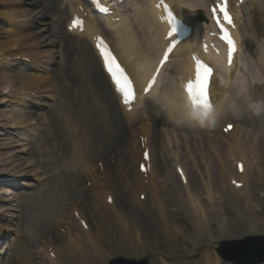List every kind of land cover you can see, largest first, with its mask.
Instances as JSON below:
<instances>
[{
  "label": "bare ground",
  "instance_id": "bare-ground-1",
  "mask_svg": "<svg viewBox=\"0 0 264 264\" xmlns=\"http://www.w3.org/2000/svg\"><path fill=\"white\" fill-rule=\"evenodd\" d=\"M3 1L4 0H0V3H3ZM8 1L10 2V7L14 6V3H20L21 0ZM74 1L75 0H68L71 8L77 6V3L75 5L73 4ZM209 1L210 0H208V3ZM262 1L263 0H246L250 5L248 8V25L243 29L240 24L239 37L241 41V50L244 47L247 49L244 58L245 71L236 74V65L234 69L226 71L224 75L220 74L216 77L218 79L221 78V84H218L215 79L213 87L216 101L214 115L218 121H216L215 127H204L206 129H211L213 132H215L224 121L235 119L241 111L244 112L246 107L250 109L258 99L257 96L260 95L258 93V90L261 89L260 82L264 83V5ZM129 2L132 4V9L129 13L127 11L124 13L119 12L118 16L121 17V21L119 23L107 21V26L115 35V39L118 42L117 48L122 59L134 74L138 85L142 87L143 75L149 72L156 62V58L152 52L156 47H158V49L162 47L160 39L163 32L158 21L161 18V14L154 10L155 0H129ZM171 2L175 5L181 17L197 25L196 32L201 31L202 25L198 21L199 17L197 16L196 9H201L205 18L208 17V12L205 11L206 6L204 0H171ZM143 5H145V7ZM0 15L7 21H18L15 25L12 23L6 24L5 28L3 27L4 35H2L0 39V105L2 106L0 109V121L2 119L5 121L2 125V129H0V176L6 175L4 173L8 172L10 169L8 172L9 175L21 177L19 174L21 171L23 172L25 169L29 170L32 168V166L23 163V155L26 154L23 145V141L26 140L24 136H26V133H31L38 129L37 126L34 129L28 130L25 134L22 133L23 137H18L17 132H11V128L16 126L19 129V127L26 124L27 118L31 117L30 112L25 109L27 107L26 100L21 94L25 91V88H27L28 92H33L36 89L44 90L50 88H55L59 93L63 92L58 86L42 87L43 83L47 82L49 77L46 69L40 67L37 68L34 75H27L20 78L19 83H22L21 86H18L19 83L17 85L14 84L15 76L21 74V72L13 74V70L9 69V67H11V63L14 61L10 62L7 61V59L14 60V58L17 57L31 56L39 58L42 53L38 49L34 51L31 49L33 47H38V45L35 44L37 42L35 39L30 43L25 42L31 34L35 33L30 31L33 28L32 26L20 24L19 20L28 18L22 13V10L8 8L3 11V13L0 12ZM256 21H259L261 24L260 28L256 27ZM86 32L101 33L102 28L99 22L93 18L90 20ZM139 34L148 35L149 49L143 52V56L139 54L135 60H131V56L136 51L135 43ZM84 36L87 37L88 41L79 49V53H81L83 57L80 78L82 80H87L85 83L84 106L88 112V122L91 124V129H86V119L84 115L72 114L70 116L69 123L78 129H73L72 127L67 129L72 139V152H74V168L70 167L69 169H77V172L81 173L83 176L87 175V177L92 180V183L96 185L93 201L97 204L94 203L95 209L92 217H90V215L88 217L85 214V209L83 207V212L80 211L78 220H75L72 216L69 217V220L61 219L63 216L58 217L57 213L61 207L59 206L55 211L56 220L53 222L63 225L62 227L65 230L62 232L63 236H59L58 238L55 237L50 245L46 244L43 246L41 242L42 244L37 245V252L33 249L25 251L24 254L19 257L20 264H34L37 263L38 260L40 261L39 264H104L107 259L108 249L117 247L118 244L127 242L131 249L134 247L132 243L136 244L139 241L142 245V242L148 239L146 228L150 229V224L143 219L145 221V226L143 227L138 220L132 217L135 216L133 215L135 210L129 205L127 199L122 196V193L126 191L131 198L136 199V211L138 214L143 213L148 219L149 216L146 212L158 215L159 229L167 236L163 245L167 250L173 249L170 237H177L182 234L187 238L188 233L183 231L178 234L179 231L176 225L170 221L180 214V210L174 209L170 202V200H174L172 196L175 194V190H171L170 187H177L178 176L174 173L173 164L169 167L170 164H168L166 160V157H169L166 147H163L161 153L162 161L158 168H156L155 159L151 155V161L147 163V172L142 173L138 165V171L135 177H131L126 171H124L121 176H116V173L112 171L109 166L106 167L104 180L101 179L96 171L93 172L91 163L94 157L91 155L90 158L94 145L92 140L95 138V141H97L99 137L105 136L107 133L110 134L117 129L116 127L112 129V127H114L112 108L115 107L117 115L119 110L122 111V109L113 92L112 85L109 83L101 66H98L99 61L97 59V53L94 52L91 47L92 34ZM75 39L81 41L79 38ZM195 45L196 40L193 37L177 48L173 54L174 61L165 68L160 84L154 89L150 96H158V100L165 107L166 112L168 110V113L175 121L174 124H172L174 131L186 128L189 125L193 127L200 126L198 122L190 118V109L181 93L182 80L185 81L186 78L190 77L191 73H193V66L189 61V57L190 53L195 50ZM25 48H27V50H25ZM180 57L182 58L179 59ZM212 59L216 61L214 58ZM34 61L36 62L35 59ZM59 64L61 65V63ZM255 67L258 69L257 74L252 73ZM254 82H256L255 86L251 85ZM14 91L16 93H14ZM50 98H53V96H50ZM70 98L63 104L64 108L68 107V109H71L72 105L70 104ZM78 99H80V97H78ZM174 99L178 100L177 106L171 104ZM144 102L145 100L141 98L139 107L144 104ZM13 104L14 106H12ZM250 113V115L253 116L257 115L249 119L253 120L252 123L254 125L256 118L263 113L262 120L258 122L257 126L260 127L262 124L264 125V111L262 113L260 111L257 114L254 110ZM126 117L128 124H135V121L140 119L143 124V130H148L146 126L149 122L150 129L152 128L154 131V124L151 122V118L147 113L142 116H137L135 112L131 115H126ZM119 118L122 119L120 116ZM45 120V118L41 119L42 122ZM182 122H187L188 124H183L181 126L180 123ZM167 123H170L168 119L165 120L164 125ZM61 129L65 134V130L63 128ZM118 131H120L119 128ZM138 133L140 132L136 131L135 136ZM7 136H9V138L5 139ZM87 137L90 139L89 145H85ZM220 139L224 141L220 145L218 137H214L213 139L218 146L216 154L214 156L212 155L215 159L210 157V153L205 154L206 151L202 147H199V149H201V154L205 155L189 156L194 167H190L188 165V159H183L179 154L171 153L170 156V159L175 162L176 171L177 168L181 167L183 169L184 167L185 170L183 169V171L187 180V183L182 182L183 184L178 186L183 191V194L182 197L175 200L180 201L181 205L186 209V215L189 217V222L192 225L191 227H193V233L200 241L197 243V246L192 247L190 245L192 237L188 236V242L185 240L184 243H190L187 244L188 249L193 248L192 250L200 249L204 246L207 248V251L201 258L202 260L197 264H221L213 254L212 244H214L215 240L239 237L244 234L254 235L262 232L257 226L251 229L249 222L243 220L244 216H241L244 214L242 212L257 216L263 215V210L260 209V206L254 207V198L261 197V192L264 194V150H262V148L264 149V137L260 139L261 142H259L257 138L254 140L249 133L241 132L235 125V129L232 133L225 135L221 132ZM60 142H64L62 136L59 137V143ZM66 144L67 140L65 145ZM68 146L71 150V146L69 144ZM226 146L233 149L232 154H230L231 150L227 151V154L232 161H235L236 168L238 163L244 164L243 173H232V161L229 166L223 168H219L216 164L215 160L217 162L220 160L227 161L228 158L225 156ZM58 147L59 145H57L56 148L57 152H59ZM175 148L176 152L179 153L177 150H180V146H175ZM191 153L194 154L193 152ZM139 156L140 152L138 149L136 153L137 160H139ZM138 162L140 163L141 161ZM57 163H63V166H66V154H59ZM220 163L223 162L220 161ZM135 164L136 163L132 164L131 167ZM207 165L211 166L208 167ZM18 169H20L19 172L15 171ZM75 172L76 171L68 174H73ZM31 176L35 179H40V171L33 172L31 170L25 172L23 175L24 178ZM179 179L181 180L180 177ZM234 180L236 184L240 183L243 185L242 189L237 190L231 185ZM115 181L122 185L123 191L122 193H118L119 201L113 198L112 203H109L108 199L110 197L112 198L111 193H114L116 189L114 185ZM223 184L226 185V188L229 190L227 193L233 195V204L236 205L237 215L241 217L237 219V221L239 220L237 229L241 231L231 235L217 228L211 217L215 215V217L221 219L223 215V221L226 226L230 223L229 219L232 218L231 212L228 210V205L226 206L224 202H217L216 200L218 196L215 194L223 195ZM0 186L3 188L0 189V212H2V216L5 218V223L0 225V244L2 245V239H4L6 235H10L11 231H15L13 223L16 213L19 212L17 207L20 205L21 198L16 195L13 190L4 189L3 183H0ZM5 186L7 188V185ZM27 186L30 187L28 184ZM219 188L222 190L218 191ZM254 188H259L255 191L256 193H254ZM143 192H146L148 195L147 200H149V203L147 205L140 199V197L144 195ZM41 194L44 196V190ZM221 199L222 197L220 200ZM39 207L43 211L47 208L51 209V213L45 214V217H49V215H53L54 213V207L45 200L42 202L39 201ZM125 208H127V210H125ZM65 215L68 217V213ZM262 225L263 223L261 222L258 224V226ZM111 228H114V230L118 232V237L114 236L112 233H108V229ZM211 231L213 232V238L211 240H200L205 233H207L206 235L208 236V232ZM16 237H22V235L18 234ZM17 240L19 239H15L14 244H12L10 248L16 245ZM129 246H127V248H129Z\"/></svg>",
  "mask_w": 264,
  "mask_h": 264
},
{
  "label": "rangeland",
  "instance_id": "rangeland-1",
  "mask_svg": "<svg viewBox=\"0 0 264 264\" xmlns=\"http://www.w3.org/2000/svg\"><path fill=\"white\" fill-rule=\"evenodd\" d=\"M21 1L22 2L14 3L15 4L14 6L9 7L10 2L8 0H4L3 3H0V12L3 13V11L7 10L8 8H16L23 10V14L25 13L28 16V18L31 21V24L29 25H33L35 27L31 31L35 33V36H37L36 33L40 34V36H37V38L35 39L37 41V44L43 46L42 50H44L45 53L52 52L54 54V56L52 57L53 63L50 66L46 67L48 68L49 77L53 79L52 85L57 84L59 87H62L61 83H65L63 81L65 79V76L63 77V72L62 73L58 72L59 68L62 69L61 67H59L57 60L58 46L56 45L52 46L51 42L57 41L58 38L66 42L68 45L72 44V42L69 39H67L63 33L53 34L49 31L50 27L53 24L50 23V18L47 15L49 13L57 15L58 16L57 24L58 25L61 24L60 3L59 2L56 3V0H21ZM263 4H264V0H263ZM248 6H247V10H248ZM3 20L5 19H3L2 15H0V39L2 38L1 36L4 35L3 26L6 25ZM245 24H247V20ZM9 69L13 70L14 72L13 74L18 72H23L21 73L22 75L17 74L15 76L14 84L16 85L19 79L22 78L25 74L29 75L30 73H32L28 70L27 73L26 72L24 73V71H22L21 65L12 66L9 67ZM64 100H65V96L63 94H61L60 96L57 95L55 99H51V100L48 99L46 103V105H48L47 106L48 109L38 110L35 108H31L30 110L31 111L30 118L33 117L35 118L36 113L38 111L39 112L45 111L46 114L43 117L47 118V122H45L46 126H42V129L39 132L31 134L30 136L29 135L26 136V138H28L29 140H34V144L32 145V150L34 153L32 154L29 152V154L26 153L25 155H23L24 158L23 163L25 165L32 166V168H30L29 170L25 169L23 172H20L19 174L23 176L25 172H29L31 170L33 172L40 171L41 180L35 181L34 180L35 178H32V176L28 177L23 182L24 188L21 187L19 189L14 190V193L20 196L21 198L20 205L17 207V210L19 212L16 213V217L14 218L13 225L15 231L14 232L11 231V234L6 236L5 240L3 239V243L0 246V249L1 247L4 248L0 250L3 253L1 254L0 264H18L17 257L19 258L21 255L24 254L25 251H29L32 249L36 250L37 245L40 242H42V240H45L46 238L45 236H50L52 238L51 240H53L55 238L54 235L55 230L53 229L52 224H54L53 221L56 220L55 211L59 208V206L61 207L57 213V216L58 217L63 216L61 219L63 218L65 219L64 215L68 212L66 208L67 206L68 207L71 206L73 201H82L81 210H83L84 207L85 209L84 212L88 217L89 215L90 217H92L93 215V211L95 209L94 201L86 202L85 196H83V194L80 192L82 186L84 185V181L82 180V174L78 173L79 175L74 176L72 174H68V172L65 171L60 173L59 171L56 170L55 166L42 165L40 160L45 159V156L38 157L39 156L38 149L45 148L46 146H49V144L57 143L56 141L53 140V138L55 137V134L53 133L56 130L57 134L60 135L59 129H61L63 125L58 120L56 110H61V105H63ZM150 106H152V104L148 103L147 107ZM1 108L2 106L0 105V109ZM262 112L263 111H261V113ZM255 116L257 115H254L252 118H254ZM114 117H115V126L117 129L110 134L100 137L99 139H97V141H95V143H93L94 145H93L92 156L94 158L91 165L95 164L97 161L98 162L111 161V165H114L113 163H119L120 160L124 162L126 161V155L130 145L129 134L124 128L123 130L118 131V128L122 127V124L116 115H114ZM262 117H263V113L258 118H256L255 125L252 123L253 121L252 119L249 120L248 118H244L239 124L241 126L240 129H242L241 132L249 133L254 140L255 138H257L259 142H261L260 139L264 134V125L262 124L260 127H258L257 125L258 122L262 120ZM48 121H50V123ZM45 128L47 135L49 137L48 139H44L42 137ZM48 130L54 132L49 133ZM20 132L23 133L22 130H20ZM39 136H41L40 139L37 142H35V140H37V137ZM122 136H124V138ZM66 138L67 136L64 135L65 140ZM178 142L182 148L183 153L185 154V144H186L185 140L182 137H180ZM189 145L192 151H194L195 149L193 143H189ZM154 149L158 151L157 153H155V155L157 158L156 159L157 167H159L161 163V159H160V151H159L160 148L158 146L157 140L155 141ZM262 150L264 149L262 148ZM211 165H207V166L209 167ZM131 172H132L130 174L131 176L136 174V170H131ZM27 184L30 187H28ZM179 185H180L179 179H177V187L174 188L170 187L169 184L171 190H175V194L172 196L174 200L173 201L170 200L171 205L174 207V209L180 210V214L174 217V219L170 221H172L182 231L187 232L188 234H187V238L184 235L181 236L178 235L177 237H173V236L170 237L171 238L170 240L172 241L173 244L172 250H167L163 246L165 243V238H167V236H165V233H163L159 229L158 215L155 213L150 214L146 212L147 215L149 216L148 219L145 214L143 213L138 214V212L136 211L137 209V204L135 201L136 199L131 198L129 194H127L126 192L122 193L123 190H121L119 186L116 187L117 200L119 201L118 193L119 192L122 193V196H124L125 199H127L129 205H131L132 208L135 210L133 214L135 215L134 216L135 220H138L139 223L143 225V227L145 226V221L148 222L150 224L149 225L150 229L145 227L148 235V239L146 240L147 244L145 247L139 245V243L136 244L134 243L135 245L132 243L134 247L133 249H131L129 243L127 242H125L124 244L123 243L118 244L117 247L108 249V254H110V257H108L106 264H108L111 258L119 257V256L136 259V260H140L141 258L146 257L148 259L149 264H164L161 262V258H160V256L164 254L171 259L170 262L171 264H197L202 260L201 258L203 254L207 251L206 246L195 250H192L193 248L188 249L187 244H190L187 243L188 236L192 237V241L190 244L192 247L197 246L198 245L197 243L200 241L198 240L197 236L193 233V227H191L192 225L189 222V217L186 215V209L184 208V206L181 205L180 201L175 200L177 198L182 197L183 194L182 193L183 191L178 187ZM223 187H224L223 195L221 196L226 206L228 205V210L231 212L232 218L229 219L230 223L228 224V226H226V224L223 221V217H224L223 215L221 219L215 217V215H212V219L216 227L222 229L224 233L230 235L235 234L241 231L237 229V226L239 224V220L237 221V219H240L241 217L244 216L243 220L249 222L250 224L249 226L251 227V229L256 228L257 226L262 231L259 234H254V235H264V228L257 225L258 222H264V199L260 197L254 198V206L255 207L260 206L261 207L260 209L263 210V215L257 216L246 212H242L244 214L240 217L237 215L236 205L233 204V195L227 193V191L229 190L226 188L224 184ZM0 189L3 188L0 186ZM257 189L259 188H254V193H256L255 191ZM43 190H44V196H42L41 194ZM221 190L222 189L219 188L218 191ZM43 200L49 202L54 207L53 215H49V217H45V214L51 213V209L47 208L45 211L40 209L39 201L42 202ZM145 205H147V202ZM125 210H127V208H125ZM4 221L5 218L2 216V212H0V225L2 223H5ZM245 230H250V229H245ZM108 233L109 234L112 233L114 234V236L118 237V232H116L114 228L108 229ZM18 234H21L22 237H16ZM206 234L207 233H205L200 240L206 241L213 238L212 231L208 232V236ZM252 235L253 234H249V235L244 234L239 237L215 240L214 244L212 245V248L215 249V253H216L217 248L220 247L223 241L241 240L244 237L252 236ZM41 238L42 240H40ZM15 239H19V240H17V243L16 245H14V247L10 248L11 245L14 244ZM185 240L187 241L186 244L184 243ZM127 246H129V248H127ZM39 263L40 261L38 260L37 263L34 264H39ZM223 264H227V263L223 262Z\"/></svg>",
  "mask_w": 264,
  "mask_h": 264
},
{
  "label": "snow or ice",
  "instance_id": "snow-or-ice-1",
  "mask_svg": "<svg viewBox=\"0 0 264 264\" xmlns=\"http://www.w3.org/2000/svg\"><path fill=\"white\" fill-rule=\"evenodd\" d=\"M213 12L221 13L222 19L224 21H227L228 24H232V18L228 11V0H222V2L219 3L218 6L213 9ZM172 19H173V24L171 31L173 34H176L178 32L179 22L176 21L175 17H173ZM216 19H217V23L220 25L221 30L224 33L222 38L225 39L231 46L230 58H229V63L231 64V53L235 52V44L228 30L224 28V25L221 23V16L217 15ZM101 44H103L102 40H101ZM172 47H175V45H173ZM205 47L207 50V46ZM170 52H171V48L169 49V53ZM167 59H168V54L165 55L164 58L165 62L167 61ZM194 59L196 60V76L195 79L189 80L187 82V84L185 85V90L188 94V97L191 101V105L193 108L208 109L213 107V103L209 93V87L213 76V68L210 67L203 60H200L199 58H194ZM117 69L120 71L121 75L116 76L114 72L113 75L115 76V82L118 85L119 91L123 95V101L127 105L136 99L134 85L127 76L123 75V70L119 69V65H117ZM109 71L112 72L111 66H109ZM152 84H155V80L152 81ZM240 167L241 170H243V166L241 165Z\"/></svg>",
  "mask_w": 264,
  "mask_h": 264
},
{
  "label": "clouds",
  "instance_id": "clouds-1",
  "mask_svg": "<svg viewBox=\"0 0 264 264\" xmlns=\"http://www.w3.org/2000/svg\"><path fill=\"white\" fill-rule=\"evenodd\" d=\"M252 107L257 113L264 111V102H258ZM213 113L214 108L211 107L208 109H193L189 115L190 118L198 122L200 126L212 128L216 125V118Z\"/></svg>",
  "mask_w": 264,
  "mask_h": 264
},
{
  "label": "water",
  "instance_id": "water-1",
  "mask_svg": "<svg viewBox=\"0 0 264 264\" xmlns=\"http://www.w3.org/2000/svg\"><path fill=\"white\" fill-rule=\"evenodd\" d=\"M260 261V260H259ZM242 264H245L246 262H241ZM251 264L256 263V261L249 262Z\"/></svg>",
  "mask_w": 264,
  "mask_h": 264
}]
</instances>
